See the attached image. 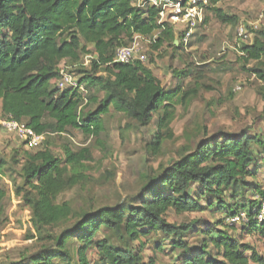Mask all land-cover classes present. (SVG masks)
<instances>
[{
  "label": "trees",
  "instance_id": "trees-1",
  "mask_svg": "<svg viewBox=\"0 0 264 264\" xmlns=\"http://www.w3.org/2000/svg\"><path fill=\"white\" fill-rule=\"evenodd\" d=\"M220 1L209 0L208 11L222 24L237 23V16L216 6ZM136 3L0 0L1 112L6 119L24 122L44 135L43 148L21 149L14 155L21 179L16 193L30 209L32 227L42 243L34 252L0 264H156L153 258L143 260L145 242L141 240L158 233L170 239L180 264H264L253 245L243 242L245 235L264 239V221L256 220L264 200V188L257 180L264 138L245 131H222L199 140L160 173L146 176L141 193L125 202L82 211H74L68 202H56L60 192L85 178L78 168L92 157L87 148L65 147L61 158L49 148L46 135L76 129L97 136L103 129L101 117L111 112L142 125L156 115L150 149L159 153L169 137L175 105L187 103L197 93L185 90L181 83L166 91L137 60L113 61L117 48L128 45L136 35L149 38L154 51L164 43L182 48L173 27L158 22L156 8ZM206 22L207 17L202 24ZM253 32L252 43L240 50L245 62H257L249 71L264 83V28ZM86 56L88 65L82 61ZM61 62L76 67L64 69L76 77V86H56ZM6 165L0 159V173ZM169 210H208L223 217L211 224L203 221L198 228L196 222H168ZM240 212L246 213L247 223L239 224L236 233L237 224L227 220ZM71 220L58 233L47 230ZM197 230L202 240L189 243L187 236ZM135 241L136 249L131 246ZM154 244L162 250L159 241ZM92 249L98 258L93 263L89 260Z\"/></svg>",
  "mask_w": 264,
  "mask_h": 264
},
{
  "label": "rangeland",
  "instance_id": "rangeland-1",
  "mask_svg": "<svg viewBox=\"0 0 264 264\" xmlns=\"http://www.w3.org/2000/svg\"><path fill=\"white\" fill-rule=\"evenodd\" d=\"M216 6L227 15L237 16L238 22L222 24L207 10V22L197 27L186 47L174 49L164 43L162 48L154 51L149 38L141 41L147 55L142 64L152 71L166 91L178 83L185 90L197 91L187 103L178 101L175 105L170 134L159 153L150 149L156 115L148 125H142L111 112L101 117L103 129L97 136H87L76 129L60 135H46L49 148L61 158L65 147L74 151L87 148L92 157L78 168L85 178L60 192L56 196L57 203L68 202L74 211L113 206L140 194L146 176L160 173L185 149L193 148L203 138L222 131H245L249 136L264 138V83L249 71L257 62H245L240 50L243 44L252 43L255 35L252 24L264 12V0H221ZM239 24L246 28V37L237 36ZM82 61L85 65V59ZM262 64L264 68V58ZM59 67L72 71L76 68L65 62ZM187 71L189 75H186ZM5 120L0 101V159L7 161L6 170L0 173V263L26 256L42 243L32 227L30 209L21 194L16 193L21 179L18 176L20 164L15 162L14 155L26 147L14 134L3 129L1 123ZM41 148L43 145L32 150ZM257 159L263 161L257 180L264 188V150L259 149ZM222 217L208 210L185 213L169 210L166 213L170 223L196 222L198 228L202 227L203 221L211 224ZM71 222L47 230L55 234ZM239 227L237 224L236 233H239ZM202 238V233L197 230L186 239L191 244H199ZM154 241L161 243L162 250L155 248ZM113 242L121 246L116 238ZM141 242H145L141 250L144 261L153 258L156 264H180L179 252L172 250L170 239L162 234L142 238ZM243 242L253 245L264 260L263 238L245 235ZM131 246L136 249L138 242ZM89 260L92 263L98 261L94 249L89 252Z\"/></svg>",
  "mask_w": 264,
  "mask_h": 264
},
{
  "label": "built area",
  "instance_id": "built-area-1",
  "mask_svg": "<svg viewBox=\"0 0 264 264\" xmlns=\"http://www.w3.org/2000/svg\"><path fill=\"white\" fill-rule=\"evenodd\" d=\"M136 4L143 8L147 6L156 8L159 17L158 22H165L173 27L175 33L180 36L182 47L187 46L189 38L197 27L202 25L210 5L209 0H137ZM259 26L264 28V12L260 14L258 21L252 24V29L256 30ZM236 32L238 37H246V28L242 24L236 27ZM142 40L145 39L136 35L128 45L117 48L113 61L116 63H128L134 60L141 63L145 62L147 55L143 50ZM87 61L88 57L86 56L85 65ZM55 84L59 89H63L67 86H76L77 80L73 74L60 69V76ZM1 124L3 129L22 141L28 150L36 149L43 142L44 135L36 134L24 122L6 119ZM256 220L258 222L264 221V200L260 202ZM227 221L234 224H245L247 223V215L245 212H240L228 218Z\"/></svg>",
  "mask_w": 264,
  "mask_h": 264
}]
</instances>
